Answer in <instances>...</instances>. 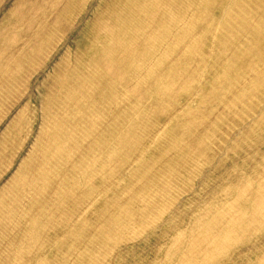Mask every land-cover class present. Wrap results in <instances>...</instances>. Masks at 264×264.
Here are the masks:
<instances>
[{
  "label": "rangeland",
  "instance_id": "rangeland-1",
  "mask_svg": "<svg viewBox=\"0 0 264 264\" xmlns=\"http://www.w3.org/2000/svg\"><path fill=\"white\" fill-rule=\"evenodd\" d=\"M0 264H264V0H0Z\"/></svg>",
  "mask_w": 264,
  "mask_h": 264
}]
</instances>
